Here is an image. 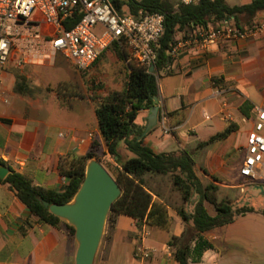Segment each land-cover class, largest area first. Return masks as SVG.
<instances>
[{
    "label": "crops",
    "instance_id": "1",
    "mask_svg": "<svg viewBox=\"0 0 264 264\" xmlns=\"http://www.w3.org/2000/svg\"><path fill=\"white\" fill-rule=\"evenodd\" d=\"M225 1L242 5L251 0ZM254 19L263 20L264 12ZM107 51L112 50L106 49L93 66L100 67L101 57ZM30 66H8L2 72L0 161L8 172L15 170L37 186L59 191L67 183L59 171L61 159L67 154H85L95 138L103 144L94 112L96 100L90 97H104L118 89L101 96L92 91L88 96H79L66 89L59 94L37 80L36 74L44 77L47 70L27 68ZM16 71L26 78L29 93L14 90ZM156 81L159 114H166L165 123L170 131L156 132L160 127L158 117L155 129L145 134L144 143L157 153L186 152L204 185L213 182L211 176L219 179L213 182L217 186V200L239 202L236 199L245 193L244 186L256 181L241 176L239 167L246 133L258 116L257 109L264 111V32L243 41L220 42L206 51L195 47L180 50L169 67L156 75ZM3 95L7 102H3ZM222 103L232 115L230 122L219 116ZM148 114L147 110L138 111L136 127L145 126ZM229 125L232 130L224 139L201 145ZM89 133L92 137H88ZM102 146V151H106ZM119 154L124 157L126 151L119 148ZM113 161L116 166V157ZM196 168L207 173L200 174ZM259 173L263 178L264 168ZM155 177L165 179L161 174L144 175L153 197L167 204L169 229L137 226L131 217L113 216L94 264H176L168 241L171 236L179 237L185 228L176 212L183 201L170 178L166 190L152 181ZM206 208L209 214H215L212 205L207 203ZM204 237L212 248L203 252L202 264H264V216H239L206 232ZM137 245L152 250L144 261L134 256ZM75 248L74 236L70 239L63 229L39 222L9 184L0 180V264H73Z\"/></svg>",
    "mask_w": 264,
    "mask_h": 264
},
{
    "label": "trees",
    "instance_id": "2",
    "mask_svg": "<svg viewBox=\"0 0 264 264\" xmlns=\"http://www.w3.org/2000/svg\"><path fill=\"white\" fill-rule=\"evenodd\" d=\"M108 1L118 15L140 18L146 13H160L163 16L164 28L154 46L156 60L152 73L127 63L121 90L111 91L100 98L90 97L96 100L94 112L106 151H102V142L95 138L85 154H67L63 157L59 171L67 183L59 191L37 186L29 177L12 169L0 180L9 184L17 199L39 222L63 229L72 239L74 227L50 213L41 200L58 204L68 202L81 184L89 158L95 157L101 161V155L104 154L116 157L115 174L111 175L120 186L121 193L111 204L107 222L113 220L110 215H126L133 218L137 226L147 224L169 229L171 218L167 204L153 197L144 179L147 173L168 176L181 195L183 204L176 207V212L185 223L182 234L179 237L171 236L168 241L173 248V259L176 264H202L203 252L212 248V244L204 237L206 232L221 228L248 213L264 216V205L255 207L250 201L231 203L217 200V186L213 183L219 180L216 176H211L213 182L204 185L194 170L192 157L186 152H154L144 143V126L136 127L135 119L139 110L149 112L157 105L156 75L172 62L169 51L178 35H186L208 24L215 26L224 20H231L237 27L249 25L258 13L264 12V0H251L242 5H229L225 0H198L194 4H177L174 0ZM69 26V23L63 25L64 28ZM110 48L118 60L126 62V55L122 50L115 44ZM65 86L62 85L64 88ZM14 90L20 94L30 92L26 78L17 71ZM244 107L245 105L241 110L244 111ZM159 115L158 110L157 119ZM156 125L146 134L155 129ZM231 130L232 126L229 125L201 142V145L222 140ZM119 148L126 151V156H120ZM0 164H3L2 161ZM202 171L207 173L204 169ZM251 185L263 190V187L256 183ZM207 203L213 206L214 215L209 214Z\"/></svg>",
    "mask_w": 264,
    "mask_h": 264
},
{
    "label": "built area",
    "instance_id": "3",
    "mask_svg": "<svg viewBox=\"0 0 264 264\" xmlns=\"http://www.w3.org/2000/svg\"><path fill=\"white\" fill-rule=\"evenodd\" d=\"M174 1L194 4L198 0ZM65 23L70 24L69 28L63 27ZM163 28L162 14L146 13L140 18L118 15L108 0H0V82L8 66L17 69L42 66L59 54L77 70H88L113 44L125 53L126 63L149 72L155 64L154 46ZM263 32L264 19H254L243 27L224 20L215 26L208 24L177 36L169 55L173 61L183 49L195 47L206 51L220 42L243 41ZM2 100L8 101L5 95ZM257 112V118L246 133L239 167L241 176L253 180L262 177L259 170L264 168V111L257 109ZM219 116L232 121L225 103L221 105ZM159 118L161 131L167 134L170 128L165 123L166 114L161 112ZM151 252L137 245L134 256L144 261Z\"/></svg>",
    "mask_w": 264,
    "mask_h": 264
},
{
    "label": "water",
    "instance_id": "4",
    "mask_svg": "<svg viewBox=\"0 0 264 264\" xmlns=\"http://www.w3.org/2000/svg\"><path fill=\"white\" fill-rule=\"evenodd\" d=\"M153 71L151 66L149 73ZM158 110L157 105L149 110L142 135L156 125ZM7 173L8 169L0 164V178ZM120 193L121 188L114 177L97 158L91 157L86 162L81 184L68 202L58 204L41 200L50 213L74 227L73 264H94L111 204Z\"/></svg>",
    "mask_w": 264,
    "mask_h": 264
},
{
    "label": "rangeland",
    "instance_id": "5",
    "mask_svg": "<svg viewBox=\"0 0 264 264\" xmlns=\"http://www.w3.org/2000/svg\"><path fill=\"white\" fill-rule=\"evenodd\" d=\"M101 59L102 62L100 63V67L94 65L88 70L79 71L74 66H72L68 60L59 54L56 56V59L45 65L30 66L27 68H43L42 70H47V74L44 77L40 76L39 74H36V77L37 80L40 81L41 85L48 90H54L59 93L66 89L69 92L79 96H88L90 91H92V93L95 95L101 96L110 90L122 89L127 71V63L118 60L112 51H107L104 53ZM62 85H66L65 88L62 87ZM160 131V127L157 126L156 132ZM101 156L102 159L99 162H101V164L108 170L110 174L114 175L115 164L113 163V157L108 154ZM196 170L200 174H203L201 172L202 170L199 171L198 168H196ZM167 178L169 177L165 176V179L155 177L152 181L155 182L156 185H162L167 190ZM254 183L262 186L263 190L252 185H246L244 186L245 193L241 196H238L236 200L239 202L250 201L255 207L263 206L264 177L256 180ZM208 205L210 206V204ZM110 219H113L112 215H110ZM110 226L111 220L110 222H107L106 219L105 229H109Z\"/></svg>",
    "mask_w": 264,
    "mask_h": 264
}]
</instances>
